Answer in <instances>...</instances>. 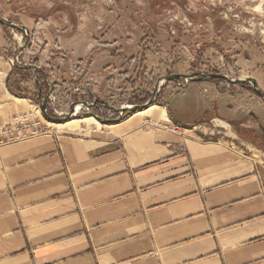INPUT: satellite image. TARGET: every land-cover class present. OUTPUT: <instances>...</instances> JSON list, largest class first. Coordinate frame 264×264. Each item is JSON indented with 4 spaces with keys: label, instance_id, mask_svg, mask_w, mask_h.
<instances>
[{
    "label": "crops",
    "instance_id": "crops-1",
    "mask_svg": "<svg viewBox=\"0 0 264 264\" xmlns=\"http://www.w3.org/2000/svg\"><path fill=\"white\" fill-rule=\"evenodd\" d=\"M1 82L0 130L34 107ZM157 107L0 144V264H264V151L207 129L226 106Z\"/></svg>",
    "mask_w": 264,
    "mask_h": 264
},
{
    "label": "rangeland",
    "instance_id": "rangeland-1",
    "mask_svg": "<svg viewBox=\"0 0 264 264\" xmlns=\"http://www.w3.org/2000/svg\"><path fill=\"white\" fill-rule=\"evenodd\" d=\"M0 18L28 28L30 43L20 61L37 62L44 72L16 71L13 56L26 36L0 25V82L10 94L34 106L19 115L33 117L26 121L17 117L23 126L40 122L51 128L50 133L85 129L91 135L100 127L106 129L102 126L107 123L84 106L78 118H95L101 126L87 123L76 131L60 129L44 119L40 92L51 116L65 118L76 106L97 101L92 111L104 120L113 116L108 124L133 115L119 116L112 108L146 104L158 82L174 75L254 78L264 93V0H0ZM210 103L226 110L222 118L208 117L207 129L230 130L264 151V103L251 85H229L218 79L168 82L157 91L153 106H167L171 115L180 106ZM254 118L259 135L240 127L252 126Z\"/></svg>",
    "mask_w": 264,
    "mask_h": 264
},
{
    "label": "water",
    "instance_id": "water-1",
    "mask_svg": "<svg viewBox=\"0 0 264 264\" xmlns=\"http://www.w3.org/2000/svg\"><path fill=\"white\" fill-rule=\"evenodd\" d=\"M0 25L4 26V27H8L10 29L20 30V32L26 36V40H25L24 45L20 46L14 53L13 66L16 69L22 70V71H34L35 75H38L39 73L44 74L43 70L40 67H37L35 65L22 63L20 61L21 55L24 53V51L27 49V47L30 43L29 42L30 38H29L28 28H19L13 22H11L5 18H0ZM212 79L223 80L224 82L228 83L229 85H251L254 94L257 95L264 103V93L260 89L258 81L254 78L232 80L229 77L219 75V74H210V75L201 76V77H198V76L192 74V75H174V76H169V77H166L164 79H161L158 82L157 86L155 87L153 96L144 105H133V106L130 105V106H126V107H121L119 109L118 108H112V110L114 112H116L117 114H119L120 116H122L125 113H130V114L131 113H137V112L146 110V109L150 108L151 106H153L155 101H156L157 91L159 92L165 86V84L168 82H178L179 80H183V81L188 82V83L189 82H191V83H206ZM96 103H97V101H95V103H93V104L84 103L83 106L86 108V110L89 113H91L100 122L108 123L109 120H104V119L96 116L93 113L92 108L95 106ZM100 103L103 105H106L105 102H100ZM47 106H48L47 105V98H43V96L40 92V94H39V107H40V110H41V113H42L44 119H46L47 121L54 123V124H62L64 122L69 121V119H71L73 117L72 114L70 116L65 117V118H56L54 116H51L48 114ZM74 107L75 106H73V108Z\"/></svg>",
    "mask_w": 264,
    "mask_h": 264
},
{
    "label": "built area",
    "instance_id": "built-area-1",
    "mask_svg": "<svg viewBox=\"0 0 264 264\" xmlns=\"http://www.w3.org/2000/svg\"><path fill=\"white\" fill-rule=\"evenodd\" d=\"M76 107L74 109L73 117H74L75 112H76L75 111ZM82 110H83V107H82ZM28 117H33V115L22 116L19 118L24 119L26 121L28 119ZM59 117H61V115L58 116L57 118H59ZM112 117L109 116L107 118H109V120H111ZM19 118H16L12 123L5 126L3 128V130L0 132V138H3V140H0V144H5V143L8 144V143H13V142H17L20 140H25V139H29L32 137H36V136L47 135V134H50V132H51V128L49 126H46L40 122H32L29 125L23 126L20 124L21 119H19ZM169 124H171V121ZM165 128L167 129V126ZM169 130H170V132H172L174 134H181V132H182L181 131L182 129L180 127H177V126H174V128H170Z\"/></svg>",
    "mask_w": 264,
    "mask_h": 264
},
{
    "label": "bare ground",
    "instance_id": "bare-ground-1",
    "mask_svg": "<svg viewBox=\"0 0 264 264\" xmlns=\"http://www.w3.org/2000/svg\"><path fill=\"white\" fill-rule=\"evenodd\" d=\"M157 109H159L157 106H154V107H152L151 109H148V110H146V111H143V112H139L137 115H135V118H137V117H142V116H144L145 117V115H148V114H152L155 110H157ZM76 112H75V115H74V117L75 118H72L71 120H69V121H67V122H64V123H62V124H57V126L60 128V129H67V130H70V131H72V130H74V131H76V130H78V129H80L81 128V125L82 124H87V123H90V124H96L95 123V121H96V119L94 118V119H91V118H78V116H79V114L81 113V111H82V105H78L77 107H76V110H75ZM40 116V115H39ZM137 116V117H136ZM92 117V116H91ZM162 117V119H165L166 120V122H170L169 120H168V118L165 116V114L164 115H162L161 116ZM43 118V117H42ZM93 118V117H92ZM136 120V119H135ZM96 122H98V121H96ZM97 125H99V124H97Z\"/></svg>",
    "mask_w": 264,
    "mask_h": 264
},
{
    "label": "trees",
    "instance_id": "trees-1",
    "mask_svg": "<svg viewBox=\"0 0 264 264\" xmlns=\"http://www.w3.org/2000/svg\"><path fill=\"white\" fill-rule=\"evenodd\" d=\"M1 27H4V26H1ZM34 64H35V66L39 67V65H38L37 62H35ZM14 68H15V67H14ZM15 69H16V68H15ZM82 70H83V69H81L80 72H81ZM16 71H22V70H18V69H16ZM8 87H10V89H11V88L14 89L13 87H11V85H10V80H9V79H8ZM12 89H11V91H13ZM13 92H14V91H13ZM154 105H155V104H154ZM254 134L259 135V134H257V133H254Z\"/></svg>",
    "mask_w": 264,
    "mask_h": 264
}]
</instances>
